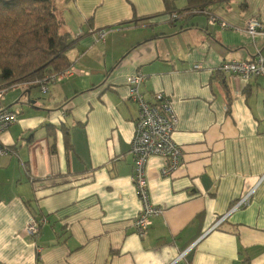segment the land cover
I'll use <instances>...</instances> for the list:
<instances>
[{"label":"crops","instance_id":"0c3cea01","mask_svg":"<svg viewBox=\"0 0 264 264\" xmlns=\"http://www.w3.org/2000/svg\"><path fill=\"white\" fill-rule=\"evenodd\" d=\"M51 2L76 39L66 53L74 70L46 94L23 85L0 94V111L17 116L0 136L10 151L0 157V264H264L262 80L217 74L264 51V37L245 32L252 18L264 26V0L214 4L213 24L183 12L186 0ZM101 29L104 42L93 34ZM138 72L147 101L169 98L182 150L169 177L159 174L164 160L147 162L150 200L163 213L142 239L132 229L138 108L126 83ZM34 215L46 221L36 241L24 232Z\"/></svg>","mask_w":264,"mask_h":264},{"label":"built area","instance_id":"2783aa9c","mask_svg":"<svg viewBox=\"0 0 264 264\" xmlns=\"http://www.w3.org/2000/svg\"><path fill=\"white\" fill-rule=\"evenodd\" d=\"M178 13L170 14L169 20L175 21ZM209 23H215L214 17H209ZM222 28H228L226 23H220ZM246 35L252 41L258 37H264V26L257 18L248 21L245 29ZM108 33L107 29H101L93 33L98 42H104ZM201 65H193V70H200ZM73 67L58 76H46L37 83L41 85V93H47V85L50 82L57 81L73 72ZM218 71L223 75L232 76L243 81L253 79L262 80V89L264 91V51H257L254 59L250 61H231L222 63ZM145 82V77L141 73H136L126 79L128 86V99L138 108V117L134 124V134L130 145V155L133 163L132 184L139 201V211L132 223V229L135 235L144 238L151 226V220L163 213V209L152 204L150 200L149 188L147 183V162L151 157H158L164 160V166L159 171L161 177H169L179 166L182 156V150L177 146L172 133L176 126V116L170 105L169 98L162 93H156L152 101H147L140 91L141 85ZM17 122V116L14 112L7 110L0 111V136ZM9 149L0 144V157L8 155ZM253 190L246 193L231 207L230 214L238 209L250 204V197ZM226 215V216H227ZM45 219H36L31 217L26 225L24 232L33 240L39 237L40 229L45 224ZM220 221L216 223L219 224ZM39 249H37V252ZM184 253L179 255L183 258Z\"/></svg>","mask_w":264,"mask_h":264},{"label":"trees","instance_id":"16d2710c","mask_svg":"<svg viewBox=\"0 0 264 264\" xmlns=\"http://www.w3.org/2000/svg\"><path fill=\"white\" fill-rule=\"evenodd\" d=\"M227 1L186 0L183 12L210 17V6ZM63 29L64 21L51 0H0V94L20 85L41 91L38 81L42 83L46 76H58L72 67L66 53L76 39ZM217 74L224 76L219 71ZM67 101L57 108L65 107ZM62 130L67 137V129ZM48 131L54 129L48 127ZM67 148H71L69 144Z\"/></svg>","mask_w":264,"mask_h":264},{"label":"rangeland","instance_id":"374dc122","mask_svg":"<svg viewBox=\"0 0 264 264\" xmlns=\"http://www.w3.org/2000/svg\"><path fill=\"white\" fill-rule=\"evenodd\" d=\"M24 90H25V89H24ZM40 92H41V91H40ZM40 92H39V90H35V91H33L34 94L38 95L40 98H41V97L43 98V95H41ZM21 94H23V90H21L20 95H21Z\"/></svg>","mask_w":264,"mask_h":264}]
</instances>
